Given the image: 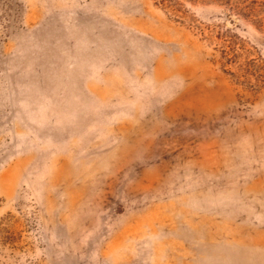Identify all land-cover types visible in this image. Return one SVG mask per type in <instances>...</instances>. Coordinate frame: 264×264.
<instances>
[{"label":"rangeland","instance_id":"374dc122","mask_svg":"<svg viewBox=\"0 0 264 264\" xmlns=\"http://www.w3.org/2000/svg\"><path fill=\"white\" fill-rule=\"evenodd\" d=\"M0 264H264V0H0Z\"/></svg>","mask_w":264,"mask_h":264}]
</instances>
